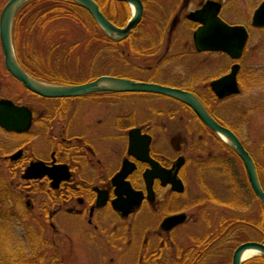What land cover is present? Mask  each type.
Segmentation results:
<instances>
[{
  "label": "flooded vegetation",
  "instance_id": "1",
  "mask_svg": "<svg viewBox=\"0 0 264 264\" xmlns=\"http://www.w3.org/2000/svg\"><path fill=\"white\" fill-rule=\"evenodd\" d=\"M94 1L97 2L103 14L113 24L121 28L125 27L136 13L134 0ZM262 1L258 3L253 12H250L238 0H139L142 5L141 16L138 23L127 36L121 39L113 38L103 31V35L97 36L108 43L110 49H116L119 53V58L126 65V71L104 74L153 82L190 91L201 100L209 113L219 123L227 126L241 138L237 130L230 123L226 122L208 103L210 96L213 97L214 102L220 103L242 92L239 74L242 70L241 60L245 54L246 45L242 56L237 59L224 51L199 50L196 45V32L208 24H216L217 20L221 19L229 25L245 26L248 31L249 40L250 27L264 28V26L255 27L252 25L254 12ZM89 16L91 17V26L99 27L93 16L90 14ZM239 17L244 18V20H234V18ZM208 53H221L231 61L230 67L225 72L215 76L209 82L208 87L211 93L210 95H205L208 101L202 96L204 94L198 92L188 83L184 84L171 78L165 81L156 77L160 74L168 75L172 71L176 73V70L182 67L177 68L176 64L169 66L172 58L183 62L185 59H199ZM234 64L240 65L237 73L240 92L220 98L212 90L210 84L213 80L229 73ZM44 80L61 83L59 80ZM88 81H91V79L86 78L64 84H81ZM100 94L109 96L144 95L146 98L143 99L145 101L143 102L144 105L142 103L139 105L134 103L136 105L128 110V113H120L114 116H92L91 120L88 119L89 117H86L87 121H73V116L70 114L71 104H68L72 100L91 94L67 98H45L50 102L58 103L56 105L53 104V112L41 115H36L35 110L29 104L17 103L12 99L15 104L27 106L32 111L31 126L26 132L22 133L7 131L1 126L0 129L8 135L20 136L32 134V128L36 123L35 125L38 128L42 127V130H37L36 134L41 136L43 133L44 136L41 137L47 139V143L51 149L49 158L47 156L28 157L23 147H19L17 151L8 156V159L16 164L15 169L20 165L22 178L25 180L26 186L39 183L46 184L53 192H59V197H55L53 200L54 203H57L61 199L66 201L73 200L74 196H76V201L74 202L79 207L72 206L70 208L71 212L85 213L86 209H81L80 207H84L86 201H88L90 206L89 223L93 224L95 229L101 231H105L103 223L108 221H111L112 224L119 223L116 225L124 224L123 227L115 226L113 230L119 228L110 234L115 235L117 233L116 238L124 241H127V233H130L132 230L126 224L131 217L138 219L144 209L151 210L156 215H159L164 210L170 209L173 203L174 205L176 202L181 203V206H178L174 210H168V213L166 212L159 221V226L156 230L158 234L166 236L159 250L156 249V252H154L155 249L149 250L148 247L145 252L137 256L140 247V245H137L138 248L135 249L136 254L134 256L136 260L134 262H138V264H144V262L145 264H150V262H172V258L169 261L168 258H155V256H160V253L169 248H172L169 251H175L177 245L171 234L181 226H194V229L188 234L190 241L193 235L197 233L196 231H199L200 235L208 237L217 233L223 235V225L225 222H228V220L225 221V218L238 216L239 207L234 204L229 206L228 203H225V189L218 187L226 185L227 190H229L231 180L227 176L231 175L232 171L239 169L237 164L239 160L242 162L239 155L217 132L203 123L189 105L178 99L149 92L101 91L92 95ZM155 96L167 98L172 103L178 104L180 108H184L190 113V117L183 115L178 110H167L166 113L165 108H155L151 99ZM129 99L125 101L137 102L135 99ZM113 103L115 101L106 102L107 105ZM143 106L148 110H142ZM139 107L142 108L139 109ZM55 117L61 118L63 123L59 125L58 131L54 132L53 123ZM133 130L135 131L131 134ZM112 138L116 145L119 144L121 146L119 147L121 148L120 150L108 147L106 143L110 141L112 144ZM209 138L222 144L220 148L223 151H230V153L228 155L225 153L224 155L215 154L212 150L209 151L207 148ZM146 139H149V154L147 155L145 148H143ZM195 139L197 140L195 141ZM131 144L133 146L132 152L130 148ZM104 145L106 147L102 148ZM19 151H21L19 157L12 159L11 156ZM249 152L256 163L259 178L264 188V177L262 174L264 173V169H262V165L256 156L250 150ZM179 159H182V164L179 167L177 177L183 182L184 188L182 191L174 189L172 183ZM35 161H43L47 167L66 165L69 169L70 177L66 180H61L60 178H63L65 174L62 170L63 168L60 167L57 170L58 173H56L59 183L54 187V179L49 177L47 173H42L37 178L26 175V169ZM153 163L157 165V168L154 169ZM220 170L227 172L226 178H223V175L221 176L218 172ZM214 174L215 178L213 181H216L217 178L220 181L215 182L216 184H211L208 179L212 178ZM146 175L149 179L152 177V180H149ZM197 176L202 178L200 186L191 188V180L197 179L196 183L198 184ZM126 182L134 190L142 191L143 199L138 207L134 208L129 214L123 215L122 211L114 208L113 200L117 198L116 189L118 186H122ZM149 184L152 187V196L149 195ZM237 184V180L234 182V179L232 180V184H230L235 198L238 196ZM124 196L126 197V195ZM254 199V205L257 202L260 210L261 208L264 209V205L255 194ZM102 201L104 203L99 205ZM219 205L226 206V212H223L224 210ZM214 212H217V214ZM177 213H184L186 215L185 220L168 230L164 229L162 227L163 221L168 216ZM112 216H114V219H111ZM251 217L253 220L256 217L261 218L262 222L259 223L260 226L252 224V229L249 230V233L251 235L256 234V236L246 241H257L264 244V216H261L259 211L257 215L251 214ZM198 223H201V226L195 227ZM226 228L229 231V228H233V226H226ZM190 241L188 244H190ZM164 254L162 253V255ZM110 262H122V260L111 258Z\"/></svg>",
  "mask_w": 264,
  "mask_h": 264
},
{
  "label": "rangeland",
  "instance_id": "2",
  "mask_svg": "<svg viewBox=\"0 0 264 264\" xmlns=\"http://www.w3.org/2000/svg\"><path fill=\"white\" fill-rule=\"evenodd\" d=\"M8 1L0 0V16ZM60 1L44 0L42 3L33 2L29 6H24L19 14L18 22L15 24L18 30L19 52L23 56L27 53L33 59L36 58L35 68L38 70L44 68L48 74L54 75L52 77L54 79L57 78L63 84L86 78L92 80L107 72L126 71V65L119 58L118 51L110 49L108 43L97 37L103 35V30L98 26H94V28L93 25V30L91 29V20L87 18V13L84 14L86 16H83L82 13L81 15L76 13L78 18L74 19L70 15H63L65 12H62L60 17L44 21L46 17L50 16V13H48L45 18L44 16L39 17L41 25H38L40 27L38 25H36V28L33 27L34 13L39 10L41 5L44 6V10L41 13H45L47 7H52L53 5L65 6ZM260 1L238 0L250 12L254 11ZM234 20L243 21L244 18L239 17L234 18ZM249 32L250 37L241 60L242 70L239 74L242 92L220 103L214 102L213 97L210 96L208 104L237 130L245 145L256 156L262 165V169H264V28L250 27ZM174 59L170 60L169 66L176 64L177 68L182 67L176 70V73L172 71L168 75L160 74L156 77L165 81L171 78L184 84L188 83L198 92L204 94L202 96L206 100L205 95H210L211 93L208 87L209 82L215 76L225 72L231 65V61L221 53H208L199 59H185L183 62ZM0 98H10L17 103L29 104L35 110L36 115L53 112V106L58 103L50 102L29 92L6 71L1 40ZM129 98L135 99L137 102L125 101L130 100ZM145 98L146 96L144 95L109 96L91 94L72 100L68 105L71 104L70 114L73 116V121H87L88 119L91 120L92 116H114L120 113H128V110L136 105L134 103L138 105L142 103L144 105L143 102L145 101L143 99ZM151 99L157 109L165 108L166 113L167 110H178L183 115L190 117L188 111L180 108L178 104L167 100V98L155 96ZM107 101H115V103L107 105ZM141 108L139 107V109ZM145 109L147 108L143 106L142 110ZM86 117L89 118L86 119ZM62 123L61 118L55 117L53 123L54 132L58 131L59 125ZM35 124L32 128V134L20 136L8 135L0 129V171L8 184L14 187L13 189L22 197L18 205L14 204V202H8L15 210L16 217L10 216L9 223L6 226L8 239L10 238L6 251L10 247L14 251L23 250L24 253H28L31 258L28 262L31 263L26 264H138V262H134L136 260L134 256L136 254L135 249L138 248L137 245H140L137 256L145 252L148 247L149 250L155 249L154 252L162 247L161 243L163 239H166V236L158 234L156 230L158 229L159 221L166 212L168 213V210L171 211L181 206L179 202H176L175 205L173 203L170 209L164 210L159 215H156L151 210L144 209L138 219L131 217L126 224L132 230L127 233V241H124L116 238L117 233L110 235L111 232L123 227L124 224L116 225L119 223L112 224L111 221H108L103 223L105 231H101L95 229L93 224L89 223L90 206L88 201H86L84 207H80L81 209H86L85 213L71 212L70 208L72 206L79 207L74 202L76 201V196H74L73 200L66 201L61 199L54 203L53 200L55 197H59V192H53L46 184L39 183L26 186V182L22 178L20 165L15 169L16 164L11 162L8 156L17 151L19 147H23L28 157H50V145L47 143V139L41 137L44 134L42 133L41 136L36 134V131L42 130V127L38 128ZM111 141L112 144L107 141L108 147L121 149L119 144L116 145L114 143L113 138ZM208 141L207 148L209 151L212 150L215 154L224 155L225 153L227 155L230 153V151H223L220 148L222 144L217 143L212 138H209ZM105 147L106 145L102 146V148ZM237 165L241 179H247L244 166L240 160ZM235 167L237 166L235 165ZM262 174L264 177V173ZM197 177L198 184L196 183L197 179L191 180V188L200 186L202 178L200 176ZM214 178L215 174L208 181L211 184H216L215 182L220 181L218 178L213 181ZM218 188H222V186ZM238 192H240L239 188ZM220 208L224 210L223 212H226V206H220ZM250 208L249 211L240 210L238 212L239 215H257L260 211V206L257 202ZM2 209L4 207L0 208V210ZM214 213L217 214V212ZM22 217L25 218L26 227ZM0 223H2L1 220ZM115 226L119 227L113 230ZM200 226L201 223H198L195 227ZM193 229L194 226L184 225L173 231L171 236L176 245H188L190 241L188 234ZM196 232L198 233L199 231ZM170 249L172 250V248ZM257 256L255 255L253 258ZM111 258L122 260V262H110ZM10 264L18 263L12 261Z\"/></svg>",
  "mask_w": 264,
  "mask_h": 264
},
{
  "label": "water",
  "instance_id": "3",
  "mask_svg": "<svg viewBox=\"0 0 264 264\" xmlns=\"http://www.w3.org/2000/svg\"><path fill=\"white\" fill-rule=\"evenodd\" d=\"M30 0H9L4 6L0 16V40L2 51L4 55V64L7 71L15 77L22 85L31 92L48 98H67L77 97L89 93L100 91L113 92H149L161 94L178 99L189 105L200 120L217 132L229 146L241 158L249 183L258 197L264 204V188L261 184L257 166L251 154L244 146L240 138L227 126L219 123L206 109L201 100L192 92L167 86L163 84L139 81L135 79L102 75L98 78L81 83V84H56L39 80L27 72L20 64L13 42V25L18 11ZM81 7L85 8L96 20L98 25L113 38H123L127 36L134 26L138 23L142 5L139 0H134L136 4V13L131 21L123 28L113 24L100 10L99 5L94 0H74ZM252 25L255 27L264 26V0L260 3L253 15ZM248 40V31L242 25H229L221 19L217 20L216 24H208L204 28H200L196 32V45L199 50H213L224 51L233 58H240L242 56L244 47ZM239 64H234L231 71L220 78L211 82V88L220 98L236 94L240 92V87L237 80V73ZM32 111L24 105H17L13 100L8 98L0 99V126L7 131L26 132L32 123ZM135 130L131 132L134 133ZM149 139H146L145 148L146 155L149 154ZM131 152L133 146L131 144ZM21 151L13 154L12 159L19 157ZM148 159V158H145ZM154 169L157 165L153 163ZM182 164V159L177 163L176 172L173 175L172 183L174 189L178 191L183 190V182L177 177L179 167ZM62 167L64 177L61 180L68 179L69 169L66 165H55L54 167H47L43 161L32 162L26 169V175L37 178L42 173H47L49 177L54 179V187L59 183V178L56 177L57 170ZM34 171V172H33ZM152 172V171H150ZM172 176V177H173ZM148 178V176L146 175ZM149 179V178H148ZM152 180V177H150ZM149 179V180H150ZM149 195L152 196V187L148 186ZM117 198L113 200V206L116 210L122 211L123 215L129 214L134 208L141 204L143 199V192L134 190L131 185L126 182L116 189ZM126 195V197L124 196ZM104 203L103 201L99 203ZM186 218L184 213H177L168 216L162 223L164 229H170L180 223ZM252 250L264 255V244L257 241H246L241 243L233 253L232 264H243L245 259L243 255L245 251Z\"/></svg>",
  "mask_w": 264,
  "mask_h": 264
},
{
  "label": "trees",
  "instance_id": "4",
  "mask_svg": "<svg viewBox=\"0 0 264 264\" xmlns=\"http://www.w3.org/2000/svg\"><path fill=\"white\" fill-rule=\"evenodd\" d=\"M43 1L44 0H31L28 4H26V6L31 5V3L33 4V2L42 3ZM60 2H62V4L64 3L63 5L65 6H46L47 9L45 13H41L44 10V6L41 5L39 10L34 13L33 27L36 28V25L40 24V16H44L45 18L48 13H50V16L46 17L44 21H50V19L52 18H58L60 17V14L62 12H65V14L63 15H70L74 19L78 18L76 13H79L80 15L82 13L83 16H86L84 14L87 13V18L91 20L88 12L81 6L76 4L73 0H61ZM23 8L21 9V11L23 10ZM21 11L19 12V14L21 13ZM19 14L16 17L15 24L16 22H18ZM15 24L13 30V39L17 55L22 66L35 77L57 81L58 79H54L52 77L54 75L48 74V72L44 68H40V70L35 68L34 64L37 63V61L35 60L36 58L33 59L31 55L27 53L25 56H23L19 52V41L17 36L18 30L15 27ZM40 25L38 26L40 27ZM91 29L93 30L92 26ZM218 172L221 174V176L223 175V178H226V171L220 170ZM232 172L233 173H231V175L227 177L231 180L230 184H232L233 179L234 182L235 180H237V187L239 188L240 192H238V196L235 198L232 192L233 188L232 186H230V184L229 190H227L226 185L222 186L223 189H225L224 202L228 203L229 206H232V204L238 206L239 211H242L243 209L249 211L251 209L250 207L254 205L255 201L252 189L247 179H241L239 169ZM13 188L14 187H11V185L8 184L3 173L0 171V208L4 207V209L0 210V220L2 221V223H0V264H10V262L12 261L17 262L18 264L31 263L28 262L31 259L29 257L30 255H28V253H24L23 250L14 251L9 247V249H7L6 251L9 243L8 241H10V238L8 239V230L6 226L9 223L10 216L16 217L15 210L11 205H9L8 202H14V204L18 205V203H20V199H22L21 195L19 193L17 194V192ZM260 215L264 216L263 208H261L260 210ZM22 218L26 227L27 223L25 221V218ZM227 220L228 222H225V224L223 225L224 227L222 228V231H224L223 235H220L221 233H217L208 237L200 235L199 233L194 234L193 238L190 241V244L186 246L179 245L173 252L169 251V248L165 250L166 253L165 251L162 252L163 254L165 253L164 255L160 253V256H155V258H168L169 261L172 258V262H150V264H232V255L236 246L243 241L253 239L252 237L256 236V234L251 235V233H249V230L252 229V224H254V226H260L259 223H261L262 221L261 218L256 217L253 220L251 216H242L239 215V213L238 216H229L228 218H225V221ZM226 226H233V228H229V231H227ZM8 258L10 261L8 260ZM244 264H264V256H257L252 260L245 261Z\"/></svg>",
  "mask_w": 264,
  "mask_h": 264
},
{
  "label": "bare ground",
  "instance_id": "5",
  "mask_svg": "<svg viewBox=\"0 0 264 264\" xmlns=\"http://www.w3.org/2000/svg\"><path fill=\"white\" fill-rule=\"evenodd\" d=\"M255 255H257V252L256 251H252V250H247L245 251L244 255H243V258L246 260V259H251L253 258Z\"/></svg>",
  "mask_w": 264,
  "mask_h": 264
}]
</instances>
